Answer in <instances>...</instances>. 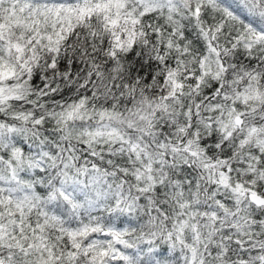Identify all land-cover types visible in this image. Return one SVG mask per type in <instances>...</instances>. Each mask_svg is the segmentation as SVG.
<instances>
[{"label": "snow or ice", "instance_id": "6c2138e0", "mask_svg": "<svg viewBox=\"0 0 264 264\" xmlns=\"http://www.w3.org/2000/svg\"><path fill=\"white\" fill-rule=\"evenodd\" d=\"M0 264H264V0H0Z\"/></svg>", "mask_w": 264, "mask_h": 264}]
</instances>
